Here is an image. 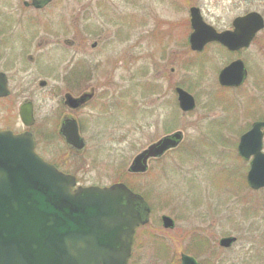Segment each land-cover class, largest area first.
<instances>
[{
  "label": "rangeland",
  "instance_id": "1",
  "mask_svg": "<svg viewBox=\"0 0 264 264\" xmlns=\"http://www.w3.org/2000/svg\"><path fill=\"white\" fill-rule=\"evenodd\" d=\"M82 1L55 0L40 15L52 19V29L61 33L86 25L87 85L98 89L95 100L76 114L84 121L85 148L72 151L59 138L55 125L62 109L50 90L22 91L23 75L25 80L34 70L47 75L40 61L51 60L54 71L63 72L67 55L63 36L45 48L51 57L47 53L27 66V73L22 54L37 52L35 43L29 50L13 40L4 48L9 53L0 55V70L19 73L10 81L11 88L17 83L19 93L13 94L12 89L0 101V126L24 129L18 106L32 99L35 118L42 125L31 131L44 158L74 174L79 184L122 182L144 197L150 207L149 221L135 231L128 264H179L180 252L194 256L199 264H264V189L249 188L248 162L236 149L239 136L253 121L255 109L250 108L257 106L264 113V28L248 49L223 55L208 45L202 54H195L187 43H173V39L185 42L190 33L188 7H199L206 21L217 23L237 11L233 0H86L87 21L80 16ZM16 6L23 9L21 0H0V16ZM239 7L256 9L264 16V0H246ZM174 23L183 28L171 29ZM98 24L102 28L97 33L91 26ZM95 40L99 43L91 49ZM12 48L19 51L17 60L10 54ZM237 57L245 60L248 69L244 84L219 86V69ZM175 85L194 96L192 111L179 109ZM174 130L183 133L178 147L149 160L145 173H129L137 153ZM161 214L173 218V229L162 227ZM227 235L237 241L229 248L219 247L218 239Z\"/></svg>",
  "mask_w": 264,
  "mask_h": 264
},
{
  "label": "water",
  "instance_id": "2",
  "mask_svg": "<svg viewBox=\"0 0 264 264\" xmlns=\"http://www.w3.org/2000/svg\"><path fill=\"white\" fill-rule=\"evenodd\" d=\"M36 1L33 3L38 4ZM190 17L192 50H201L213 40L229 50L248 47L264 25L259 13L250 12L234 21L232 32L217 33L203 22L197 7L190 8ZM246 76L243 61L235 59L219 71L217 78L222 86H239ZM175 90L179 108L191 111L194 97L179 86ZM7 91L0 73V96ZM83 99L73 100L76 104L72 105ZM19 115L25 125L33 122L29 103L20 106ZM59 132L73 148L84 146L75 120H65ZM263 133L264 122H255L237 145L243 158L254 155L246 176L253 189L264 187V155L259 151ZM181 140L179 130L164 135L139 152L128 171L145 172L150 157H160ZM74 185L73 175L60 171L34 151L30 132L0 129V264H127L134 230L148 221L149 207L143 197L122 182ZM161 223L164 228L174 227V220L165 214L161 215ZM235 240V236H224L218 243L229 247ZM180 262L198 264L184 253Z\"/></svg>",
  "mask_w": 264,
  "mask_h": 264
},
{
  "label": "flooded vegetation",
  "instance_id": "3",
  "mask_svg": "<svg viewBox=\"0 0 264 264\" xmlns=\"http://www.w3.org/2000/svg\"><path fill=\"white\" fill-rule=\"evenodd\" d=\"M39 1L40 5L36 6L32 3V0H21L23 9H19L17 6L15 8L11 7L10 9L8 8V10H5L4 12V17L0 16V55H4L5 53H9L7 51H4V48H7L9 45H7L9 42L15 40L17 41V43L19 44V46H25L26 48H28L30 50V48H32V42L35 43L33 48L37 49L36 51H33V53H26L24 52L22 54V56L26 57L25 60H22V63L25 67V69L23 68V72L27 73V66H33L35 64H37L39 61V59H41L42 57L46 56L47 53H49V56L51 55V53L47 50H45V48L48 45H53L56 43L55 40H57V38H61V36H63V41L61 43L64 44L65 48H66V59H65V66L63 69V72H55L54 68H55V64H51V60L46 61V59L44 61H40V62H44L45 64H43V69L44 71H46L47 75L46 76H42L41 71L38 70H34L33 72H31L30 74H28L27 78L26 76L23 75L22 80L25 83V86L22 88L23 92L27 93V94H32V93H41L42 91H44L46 88L48 90H50L55 97L58 98V108L59 110L62 109V112L58 118V125L57 126L58 130V136L59 138H61L62 141H64V137L59 133L60 131V127L62 125V123L67 120V119H73L76 121L77 127H78V131L80 136L83 138L82 136V124H84V121L82 118H78L76 116V114L80 111H82V109H84L89 103H91L92 101L95 100V97L97 94L96 91L98 89V86L96 85H91L90 87L87 85V30H86V25L81 26L80 30H76L74 28V31H70L68 29H66L65 31H63L62 33L59 31H55L54 29H52V26L50 25L51 22H49L52 19H48V18H44L45 14H41L40 13H47L48 11H46L47 8H49V6H51L55 0H37ZM246 0H233V7L236 8L237 11H235V13L230 16V18L226 19L225 21L223 20H218L215 22H212L211 20L206 21L201 13V9L198 7L200 14L203 17V20L217 33H221V32H225V31H230L232 32L234 30V21L237 18L243 17L244 15L250 13V12H257L259 13L263 19L264 16L262 15V13L256 9H241V7H239L241 4L245 3ZM174 3V2H173ZM99 4V3H98ZM88 3L86 2V0L82 1V5L80 8V16L83 18V21H87V11H88ZM191 6L188 7V22L187 25L190 28V32H191V24H190V16H189V8ZM237 7H239V9H237ZM178 8V7H176ZM49 16V15H48ZM134 18V15L130 16V19ZM133 19V20H134ZM126 20V19H125ZM30 25H33V27L31 28ZM50 25V26H49ZM186 25V26H187ZM47 26V27H46ZM171 29L177 31L180 30V28H183V26L181 24L178 23H174L172 24ZM38 28L40 30H38ZM68 28V27H67ZM102 28V25L98 24L95 26H91V29L95 32H100ZM264 28V27H263ZM168 29V30H171ZM187 29V28H186ZM262 29L260 31H258L254 36L253 39L249 45V47L254 43V41L256 40V38L258 37V35L261 33ZM42 32L43 35L45 36H49L48 39L40 41V42H46V45L42 46V47H38V45H41L39 41H37L38 36L36 34ZM188 32V31H187ZM33 33L35 34L34 36H30V34ZM42 36V37H45ZM42 37H39L38 39L40 40ZM189 37V35H188ZM98 40H95L91 43L90 48L91 49H95L98 45ZM173 43L178 44V45H183V44H188V38H186L185 42L183 41H179V40H174L173 39ZM60 44V43H57ZM56 44V45H57ZM209 46H213L216 47L217 50L221 51V53L223 55L229 54V53H236L239 52L241 50H245L243 48L233 52L230 51L228 49L227 46L221 44L220 42L213 40L211 42L208 43ZM14 47V46H13ZM248 47V48H249ZM17 52H19L18 50L15 51L14 48L11 49L10 54L13 53L14 55H16V57H14V60L18 59L19 54H17ZM30 52V51H29ZM51 57V56H50ZM231 61V60H230ZM1 64V63H0ZM15 64V61H14ZM15 66V65H14ZM8 69V68H6ZM4 69V70H6ZM0 72H2L5 75L6 78V83H7V87H8V93L6 96H2L0 97V101L8 98L11 94V90L13 89V94L17 95L19 93V91L17 92V83L13 85V87L11 88V82L12 80H15L13 78V76H17L19 73H12L10 72V70H6V71H2L0 70ZM20 78V77H19ZM21 79V78H20ZM25 80V81H24ZM32 80V82H31ZM28 82H31L28 86L27 84ZM89 87V89H88ZM84 98L82 101L79 102V104H77L76 106H73L72 104H76L75 102H73V100L75 99H82ZM23 103H29L31 110H32V116H33V123L29 126V127H24V129L20 130H29L34 137L35 140V150L36 152L42 156L44 158V156L42 155L41 151H40V141L37 137H35V133L33 131H31L32 128H34L36 125L40 126L42 125V123H38V120L35 118V104L34 101L32 99H25L22 102H20L19 106H18V112H19V107L21 104ZM257 106L254 107H249L251 110L255 109V111L251 114L252 116H250V118L253 120L251 125L254 122H260V121H264V113L262 110H258L256 109ZM259 107V106H258ZM65 109L68 110L69 113L65 112ZM260 111V112H259ZM259 112V113H258ZM255 113V114H254ZM76 116V117H75ZM19 117V114H18ZM20 120V118H19ZM21 122V120H20ZM22 123V122H21ZM251 125L248 127V129L251 127ZM0 128H7V129H11L14 132H19V131H15L14 128H10L7 126H0ZM248 129H246L245 131H247ZM263 130V127H262ZM244 131V132H245ZM53 139H54V135L55 132H53ZM84 142H85V138H83ZM86 145V144H85ZM70 150H74L70 145H66ZM85 148V147H84ZM75 151V150H74ZM259 151L261 152L262 155H264V134L261 137V144H260V149ZM151 159H155V158H151ZM150 159V160H151ZM251 159V157H250ZM244 160L245 162H248V167H249V160ZM51 162V161H50ZM53 164H55L57 167L61 168L57 163L52 162ZM62 169V168H61Z\"/></svg>",
  "mask_w": 264,
  "mask_h": 264
},
{
  "label": "trees",
  "instance_id": "4",
  "mask_svg": "<svg viewBox=\"0 0 264 264\" xmlns=\"http://www.w3.org/2000/svg\"><path fill=\"white\" fill-rule=\"evenodd\" d=\"M150 89V88H149ZM130 187H132V186H130ZM132 189H134L133 187H132Z\"/></svg>",
  "mask_w": 264,
  "mask_h": 264
}]
</instances>
